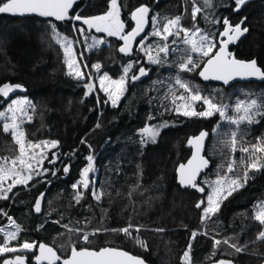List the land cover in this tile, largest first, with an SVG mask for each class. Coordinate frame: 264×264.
Instances as JSON below:
<instances>
[{
	"label": "trees",
	"instance_id": "1",
	"mask_svg": "<svg viewBox=\"0 0 264 264\" xmlns=\"http://www.w3.org/2000/svg\"><path fill=\"white\" fill-rule=\"evenodd\" d=\"M122 4L125 32L132 26L130 13L140 5H148L151 16H157L161 22L165 17L181 15L183 28L199 27L213 34L215 40L222 39L218 33L224 29V18L233 25L247 18L243 26L249 31L231 48V53L239 59H255L264 69V0H246L239 11L235 10L234 0H213L214 6L199 13L195 21L191 18L189 0H122ZM197 6L203 7L201 0H197ZM77 10L82 17L102 15L108 11V0H78L69 17L59 23L0 14V86L4 82L22 85L18 92L35 105L34 111L28 106L32 120L22 123L27 141L59 142L50 152V160L44 163V168L50 169L46 174L33 178L27 187L16 186L9 193L10 199H0V223L8 216L22 229L18 240L9 244L47 243L62 258L73 246L90 250L110 246L139 256L149 264H219V261L263 264L264 240L256 238L264 231V225L254 219V205L264 200V168L248 169L247 183L240 177L243 187L222 200L210 219L202 221V211L195 205L204 194L197 189H181L176 184L174 169L190 153L187 138L206 129L210 135L205 155L211 166L197 185H203L204 177L222 173L231 153L230 133L236 128L229 123L216 126V114L207 118L184 117L174 110L170 97L176 89L177 75L194 91L218 105L264 97V81H237L229 86L204 83L197 73L207 58L195 61L200 65L195 71H181L179 64L187 53L173 50L171 46L181 35L169 37L170 50L166 55L160 54L161 63L144 64L143 56L136 49L128 56L119 52V37L107 36L75 20L76 26L80 25L88 33L97 32L104 39L103 44L83 53L92 75H95L92 65L97 63L101 64L100 71L114 79L122 75L128 61L136 67L132 74L140 65L151 69L146 79L137 83L129 80L127 91L116 106L95 92L85 96L87 78L80 80L68 73L64 52L52 30L55 25L57 31L70 37V16ZM146 44L157 47L163 41L149 36ZM8 98L0 95V107ZM255 120L258 122L242 124L238 129L235 155L240 174L253 160L249 153L239 152V148L257 144V137L264 138V116L258 115ZM146 126H163L155 142L141 143V130ZM18 155L19 147L11 135L0 131V159H14ZM89 157H92L93 171L89 174L90 188L85 189L78 181L83 168L88 167ZM260 157L264 164V154ZM56 166L59 168L53 175L52 169ZM65 166L69 168L67 173L63 170ZM74 184L78 187L73 188ZM93 190L104 193L99 201L93 197ZM40 193H45V199L41 212L36 214L34 205ZM78 194L82 198L76 203ZM128 223L142 226L133 236L146 242L147 249L123 233L112 231ZM72 229L89 234L96 229L100 232L90 235L85 242L81 241V233ZM194 231L198 233L195 239L192 238ZM3 237L0 232V243L4 242ZM214 239L228 243L214 245ZM189 242L190 259L185 262L183 253L188 250ZM231 245L242 251L237 252ZM35 250L2 254L0 263L7 257L22 255L26 264H33Z\"/></svg>",
	"mask_w": 264,
	"mask_h": 264
},
{
	"label": "snow or ice",
	"instance_id": "2",
	"mask_svg": "<svg viewBox=\"0 0 264 264\" xmlns=\"http://www.w3.org/2000/svg\"><path fill=\"white\" fill-rule=\"evenodd\" d=\"M192 4L191 18L193 21L197 19V15L204 11L205 9L212 8L213 0H201L203 7L197 6V0H189ZM76 0H0V13L8 14H38L43 17H54L57 21H63L69 17V10H74L73 5ZM236 4V11H239L240 6L246 3V0H234ZM122 0H108V11L102 15L92 16V17H82L76 14L72 19L76 21H83L89 29L95 28L97 32H106L108 36H119L123 41V45L119 48V52L128 54L132 51V43L136 41V38L144 32L145 26L149 23V14L151 9L148 5H140L136 7L130 13V20L134 22L135 27L131 31L125 33V23L121 19L122 13ZM207 19V17H205ZM183 17L177 15L174 18H163V22L158 20L157 16H151V23L153 26V31L148 35H145L139 43L143 45L144 40L148 39V36L160 37L163 41L162 45H157V55L153 56L152 47L149 46L145 48L144 51L148 55L151 62L159 64L161 63L160 54H167L169 52V45L167 43L170 36H180L183 32V43L190 46L191 53H197L204 57H210L207 64L204 66V70L199 73L204 79L211 78L222 80L227 84L234 77H259L264 78V69L258 66L255 59L251 61L237 60L232 53L227 51L228 45L235 40H238L241 36L249 31L247 27H243L247 18L242 19L239 23L232 24L227 18L222 20L224 25V30L218 33L219 36L226 37L227 39L218 41L219 49L213 52V49L217 45L215 36L211 33L204 31L199 27H193L192 29L183 28L181 21ZM218 21H213L217 23ZM53 35L56 38V42L60 44L64 49V54L67 58V67L69 68V74L74 75L76 78L81 79L84 77V72L80 69L78 61L73 57L72 41L68 37H61L56 31L55 25L52 26ZM81 34L85 31L83 28H78ZM122 33H124L122 35ZM97 44H103V40H97ZM175 45L176 41H172ZM95 47V44L92 45ZM211 54V55H210ZM84 67H87L85 64ZM97 71L100 70L101 64L97 63L92 65ZM133 65L129 64L123 69V74L119 79H112L107 73H104L99 77L100 88L102 91L108 94V99L111 101L113 106H116L120 101L121 97L124 96L127 91V85L129 83L128 73L132 69ZM200 65L197 64L192 55H188L186 59L179 64V68L184 72H192L199 68ZM147 75V70L143 67L139 69L138 75H133L130 77L132 82L138 80L142 76ZM175 84L179 85L181 88L186 89L190 95L185 98L183 95L180 97L181 100L187 99L189 103H184L176 107V111L185 117H211L214 113H219L221 117H225V106L213 103L210 98L203 97L198 91H194L190 85L183 81L179 75L175 77ZM85 87L88 91L85 92V96L89 95L93 90V84H86ZM22 88L20 84H11L10 82H4L0 86V95L4 98H8L10 93H13L16 89ZM107 102V101H105ZM195 102H202L207 105V108L203 111H196L194 104ZM29 106L33 111L35 110V105L32 104L27 99L11 100L8 111L11 112V117H6L5 112H0V117H5L9 119L10 122L4 123L0 127V131L5 134H10L13 142L19 147V155L11 161L12 167L7 166V158L5 162L0 164V199L8 200L10 199L9 193L13 191L16 186H26L29 181L33 180V177H39L40 172L36 171L32 167L31 161L35 160L37 165L42 162L43 152L40 153V159H37L35 155L36 149H42L43 147L50 146L55 148L58 145V141H43L40 143H33L27 141V134L22 130L21 121L24 116H27V109L25 106ZM264 97L259 99L250 98L247 100H240L235 105V111L239 114L237 117H227L230 124L237 127V131H232L230 133L231 140L228 143L231 146L232 152L237 151L238 145V129L242 124H253L258 121L254 119L255 115L264 116ZM18 113L20 114L18 116ZM28 121L32 120L31 116H27ZM99 127V124L97 125ZM163 126H146L141 130V143H147L148 141L155 142L157 136L160 135L161 128ZM208 135L206 132H201L199 136L189 139L188 143L194 145L196 152L193 155L192 160L188 162V165H180L179 173L180 179L179 183L181 186H190L193 189H197L198 185L196 183V178L200 173L201 169L207 167L208 161L201 157L199 154L202 150V143L205 137ZM240 135H243L240 133ZM146 138V139H145ZM26 148L32 150V154H26ZM239 151L243 153H249L250 159L253 160L252 163L246 164V170L243 173V182L247 183L248 179V169L255 171H260L264 168V164L260 162V154H264V138L257 137V144L251 145L250 147H241ZM53 155H55L53 153ZM88 167L83 169L82 175L85 177L83 181V188L89 189L90 183L87 177L90 172L93 171V165L91 163L92 157H89ZM243 162V161H241ZM17 165L19 167H17ZM235 166V160L231 161L227 165L228 172H232ZM64 172L67 173L69 168L64 167ZM47 172V169H44ZM26 173V174H25ZM55 175V173H52ZM11 179V183L4 187V183ZM241 178L229 179L225 177H218L214 182L212 194L207 196V201H198L195 207L197 209H202L201 220L205 221L210 219L220 208L222 200L227 198V195H231L233 191L238 188L243 187L240 182ZM78 185H73V188H77ZM138 187V186H137ZM198 190L203 193L205 189L199 187ZM225 192L227 195H225ZM93 197L99 201L101 196L104 195L103 192L92 191ZM131 195V193H130ZM82 198V194H78L75 197L76 203H79ZM45 199V193H40V195L35 200L34 210L37 213L41 212V204ZM206 204V206H205ZM6 215V214H5ZM254 219L261 225H264V202H262L261 210L255 215ZM8 220L15 227V231H7L0 228V232H4L3 243H0V254L16 253L20 250H32L37 247L36 242L24 241L20 243L18 247L9 246V242L17 241L18 235L22 232L21 227L16 224L15 220L8 217ZM59 223V221H57ZM67 228V225L64 226ZM142 230V226H133L128 223L126 227L121 229H112L115 232H121L130 239H134L135 242L145 249H147V244L139 238V236H133V233H139ZM72 231H77L81 233L82 239L85 242L89 241L90 235H95L100 232V229H96L95 232L89 234L83 232L82 229H72ZM107 231V229H105ZM155 231H164V229H156ZM197 232L192 233V238L195 239ZM257 240H264V231H261ZM221 243L227 244L228 241H220L214 239V245H219ZM191 242H189L188 250L183 253V260L189 262ZM231 247L236 248L237 252H241L242 249L236 247V245H231ZM39 254L33 253L35 261L37 264H57L61 260V257L57 254V251L53 247H50L44 243L38 244ZM2 264H26L25 257L22 255H16L14 259H4ZM62 264H145V261L140 257H133L129 253L111 247H104L97 250H90L88 248H82L77 250L75 246L71 249V255L67 259H64ZM219 264H232L231 261H219Z\"/></svg>",
	"mask_w": 264,
	"mask_h": 264
},
{
	"label": "rangeland",
	"instance_id": "3",
	"mask_svg": "<svg viewBox=\"0 0 264 264\" xmlns=\"http://www.w3.org/2000/svg\"><path fill=\"white\" fill-rule=\"evenodd\" d=\"M72 19V15L70 16V20ZM78 28H83V27H81L80 25L79 26H76V25H74V29L71 27V30H72V35L70 36V37H68V36H66V35H64V34H62L61 32H59V31H57L59 34H60V36L61 37H68V39H70L73 43H72V49H73V57L78 61V63H79V67H80V69L84 72V77L83 78H81L80 80H83V79H85V78H87V81H86V83L84 84V85H86V84H89V83H91V84H93V90H92V92L91 93H93V92H95V94L99 97V95H101V96H103V98H104V100L105 101H107V102H109L110 104H112L111 103V101L108 99V94L107 93H105L104 91H102L101 90V88H100V82H99V77L100 76H102L105 72H103V71H97L96 69H95V75H92L90 72H89V70H88V68L87 67H84V65H85V61H84V56H83V53H84V51H89L90 49H92V48H94V47H92V45H94L95 44V47L96 46H98L99 44H97L96 43V41L97 40H103L104 41V39H103V37L99 34V33H97V32H95V33H91V32H89L88 33V31H84L83 32V34H81L79 31H77V29ZM153 31V26H152V23H151V26H150V29H149V31L147 32V35L149 34V33H151ZM100 33H104V34H106L107 35V33L106 32H100ZM99 34V35H98ZM108 36V35H107ZM150 36V35H149ZM148 36V37H149ZM117 37H119V36H117ZM171 38H174L175 36H170ZM54 38H55V36H54ZM160 38V37H159ZM55 40H56V38H55ZM220 40H222L221 38H218V39H216V41H217V45H216V47L217 46H219V43H218V41H220ZM60 45V44H59ZM61 46V45H60ZM150 46V44H146V40H144V43H143V45H141L140 43H138V45H137V47H136V50L143 56V60H142V62L144 63V64H150V65H154L155 63H153V62H151L150 60H149V58H148V55L146 54V52L144 51V49L145 48H148ZM171 46H172V48H173V50H175V49H178V50H180L181 52H185V53H187L186 54V56H188V55H192L193 56V59H194V61H197V60H202V59H205V58H207V57H204V56H201L200 54H197V53H191L190 52V46L189 45H185L184 43H183V32H181V37H180V39H178V40H176V43H175V45H173V43H171ZM214 48L213 49V52H215V50L217 49V48ZM61 48H62V50H63V52H64V49H63V47L61 46ZM153 56H156L157 55V47H152V53H151ZM211 55V54H210ZM64 56H65V54H64ZM65 63H66V66H67V58H66V56H65ZM129 64H132L133 65V67H132V69L129 71V73H128V77H129V80H130V77L132 76V72H133V70L136 68L135 67V65H134V63L132 62V61H128L125 65H124V67H126L127 65H129ZM124 67H123V69H124ZM67 71H68V73H69V68L67 67ZM123 74V73H122ZM72 77H74V78H76L74 75H71ZM121 77V76H120ZM119 77V78H120ZM111 78V77H110ZM119 78H116V79H119ZM78 79V78H77ZM112 79H114V78H112ZM174 86L176 87V89L173 91V93H172V95H171V97H170V100L172 101V103L174 104V110L176 109V107L178 106V105H181V104H184V103H189V101L187 100V99H185V100H181L180 99V97L183 95L185 98H187V97H189V95H190V93L186 90V89H183V88H181L179 85H177V84H174ZM86 91H88V89L85 87V92ZM11 94V96H9V98L7 99V101L0 107V112H5L6 113V117H8V118H10L11 117V112H9L8 111V106H9V104H10V102H11V100H20V99H26L25 97H24V95H22V94H20L19 92H18V89H16L13 93H10ZM240 100H235L233 103H224V104H220L221 106H227L226 108H225V117H221L220 116V114L219 113H214V114H216L217 116H218V121H217V124H216V126L217 125H220V124H222V123H229L228 122V120H227V117H233V118H235V117H237L239 114L235 111V105L239 102ZM26 107V109H27V116H28V106L26 105L25 106ZM194 107H195V110L196 111H203V110H205L206 108H207V105H204L202 102H195V104H194ZM176 111V110H175ZM20 114L18 113V116H19ZM27 116H24L23 118H22V121H21V127H22V123L24 122V121H26V120H28L27 119ZM258 115H255L254 116V119L257 117ZM185 117V116H184ZM0 121L2 122V125L4 124V123H7V122H10V120L9 119H6L5 117H0ZM230 124V123H229ZM244 125H248V124H244ZM234 126V128H236V130L235 131H237V127L235 126V125H233ZM146 139V138H145ZM43 141H49V140H41V141H38V142H33V143H40V142H43ZM50 142V141H49ZM147 143H151V141H148ZM54 148H51L50 146H48V147H43L42 149H36L35 150V155H36V157H37V159H40L41 157H40V153L41 152H43V159H42V162L39 164V165H37V163H36V161L35 160H33V161H31V163H32V167H33V169H35L36 171H38V172H40L41 173V175L39 176V178H41V176L42 175H44V174H46L50 169L49 168H44V163L46 162V161H49L50 160V158H51V153L50 152H52V150H53ZM237 150H238V147H237ZM237 151H235V152H232V150H231V153H230V157L228 158V161H227V163H226V166H225V170L222 172V173H219V174H217V175H214V176H208V177H204L203 179H202V183H203V185L202 186H198V188L199 187H207V189L202 193V194H204V196L202 197V198H199L198 199V201H201V200H204L205 202L207 201V196L208 195H210V194H212V190H213V186H214V182L217 180V178L218 177H227V178H229V179H236L237 177H241L242 178V174H240L239 172V169H237V167H236V165H237V160H236V155H235V153H236ZM239 152H241V151H239ZM26 154H32V150L31 149H28V148H26ZM15 159V158H14ZM13 159H7V166L8 167H12V164H11V161H12ZM233 160H235V166H234V169H233V171L232 172H228V169H227V165H228V163L229 162H231V161H233ZM5 162V159L4 158H1L0 159V164H3ZM17 167H19L18 165H17ZM57 168H59L58 166H56V167H54L52 170V172L53 173H57L56 172V169ZM86 168V167H85ZM44 169H47L48 171L47 172H45L44 171ZM84 169V168H83ZM82 173H83V170H82ZM82 173H81V177H80V179H79V183L82 185L83 184V181L85 180V177L82 175ZM26 174V173H25ZM90 174V173H89ZM33 178H36V176H34ZM43 180V179H42ZM87 180L89 181V175H88V177H87ZM9 183H11V179H9V180H7L5 183H4V187L6 188L7 187V185L9 184ZM24 187H27V185L26 186H24ZM198 188H197V190H198ZM205 189V188H204ZM199 191V190H198ZM200 192V191H199ZM201 193V192H200ZM225 195H227V193L225 192ZM228 196V195H227ZM262 202H264V200H261V201H258L255 205H254V210H255V215L261 210V205H262ZM205 206H206V204H205ZM201 211H202V209H201ZM0 228H2V229H4L5 230V232H7V231H15V227L11 224V222L8 220V216H6V218L4 219V220H2V222L0 223ZM3 234H4V232H2ZM81 241H84L83 239H82V237H81ZM9 246H11L10 244H9ZM11 247H18V246H11ZM35 249H32V250H20V251H18V252H32V251H34ZM0 255H2V254H0ZM184 261V260H183ZM264 264V263H263Z\"/></svg>",
	"mask_w": 264,
	"mask_h": 264
},
{
	"label": "water",
	"instance_id": "4",
	"mask_svg": "<svg viewBox=\"0 0 264 264\" xmlns=\"http://www.w3.org/2000/svg\"><path fill=\"white\" fill-rule=\"evenodd\" d=\"M77 1H78V0H76V3H77ZM159 1H164V0H155V2H159ZM76 3H74V5H73V9L75 8V4H76ZM71 12H73V10L70 9V10H69V14H70ZM0 14L7 15V16H10V17H17V18H23V17H37V18H40V19H43V20H51V21H54V22H57V23L62 22V21H57L54 17H43V16H40V15H38V14H23V15H19V14L14 15V14H8V13H0ZM76 22H77L78 24H80V25H85V24L83 23L82 20H81V21H76ZM86 26H87V25H86ZM150 26H151V12H150V14H149V23L145 26V30H144V32L141 33V35L138 36V37L136 38V41L133 42L132 45H131V47H132V51H131L130 53H128V54H124V53H121V52H120V53H121L122 55H124V56H128V55H130V54L136 49L137 44L139 43V41H140L145 35H147V32H148L149 29H150ZM133 27H135V24H134V22L132 21V26H131V28H130L127 32L131 31V29H132ZM243 27H246V26H243ZM223 30H224V29H223ZM127 32H125V33H127ZM222 32H223V31H222ZM247 33H248V32H247ZM247 33H245L243 36H241L238 40H235L234 42H231V43L228 45L227 51L231 53V48H233L234 46H236V45L239 43V41H240L243 37H245V36L247 35ZM224 39H227V38H226V37H222V40H224ZM120 41H121V42H120V46H119V48L123 45V41H122L121 39H120ZM218 49H219V46L217 47V49H216L215 51H218ZM233 56H234V55H233ZM234 57H235V56H234ZM209 58H210V57H207V59L205 60L204 64L202 65V67L199 69V71H198V73H197V77H198V79H199L200 81L204 82V83H213V84H220V85H223V86H229L230 84H232V83H234V82H237V81H257V82H262V81H264V78H259V77H234V78L231 79L227 84H225L222 80H217V79L211 78V76H210L209 79H204L202 76L199 75V73H200L201 71L204 70V66L207 64V61H208ZM235 58H236V57H235ZM236 59H237V60H242V61H251V60H253V59L243 60V59H239V58H236ZM258 66H259V65H258ZM141 67H143V68H145V69L147 70V75H146V76H142V77H140L138 80H136V81H134V82H132V81L130 80L131 83H137V82H140V81L146 79V78L150 75L151 69L148 68V67H146V66H144V65H140V66H138V68L136 69V71L134 72L133 75H138V74H139V69H140ZM259 67H260V66H259ZM201 132H206V133H208V135L205 137V139H204V141H203V143H202V150H201V152H200L199 155L208 161V165H207V167H204V168L201 169L200 173L198 174V176H197V178H196V183H197V181L200 179V177H201V176H202V175H203V174H204V173L210 168V166H211V162H210V160H209V159L206 157V155H205V147H206V144H207V141H208V138H209L210 133H209V131L206 130V129H201L198 133H196V134H194V135H191V136H189V137L187 138L186 142H187V146H188L189 149H190V153H189L188 157L185 159V161L178 163V164L176 165L175 169H174L176 184H177L181 189H190V190H193V188H191L190 186H181V184L179 183V179H180L179 168H180V165H188V162H189L190 160H192L193 155H194V153L196 152V148H195L194 145H190V144L188 143V141H189V139H191V138H193V137L199 136V134H200ZM44 244H46V245H48V246H50V247H53V246H51L50 244H47V243H44ZM106 247H110V246H106ZM53 248H54V247H53ZM103 248H104V247H103ZM111 248H116V247H111ZM79 249H82V248H77V250H79ZM116 249H120V248H116ZM54 250H56V249L54 248ZM120 250H123V249H120ZM97 251H98V250H97ZM123 251H125V250H123ZM125 252H127V251H125ZM127 253H129V252H127ZM35 254H36V255L39 254V248H38V246L36 247ZM57 254H58V253H57ZM70 255H71V250H70V252L68 253L67 256H65V257H63V258L61 257V260L58 261L59 264H62L63 260H64V259H67L68 257H70ZM129 255H131V256H133V257H139V256H136V255L131 254V253H129ZM15 256H16V255H14L13 257H7V258H5V259H10V258H11V259H14ZM140 258H141V257H140ZM142 259H143V258H142ZM3 260H4V259H3ZM143 260H144V259H143ZM144 261H145V260H144ZM2 262H3V261H2ZM2 262H1L0 264H2ZM32 262H33V264H37V262L35 261L34 256H33ZM44 264H47V262H44ZM145 264H149V263H147V262L145 261ZM212 264H217V263H212Z\"/></svg>",
	"mask_w": 264,
	"mask_h": 264
},
{
	"label": "built area",
	"instance_id": "5",
	"mask_svg": "<svg viewBox=\"0 0 264 264\" xmlns=\"http://www.w3.org/2000/svg\"><path fill=\"white\" fill-rule=\"evenodd\" d=\"M78 13V10L77 11H75L74 13H73V15H72V17H74L76 14ZM74 19H71V27L74 29Z\"/></svg>",
	"mask_w": 264,
	"mask_h": 264
},
{
	"label": "flooded vegetation",
	"instance_id": "6",
	"mask_svg": "<svg viewBox=\"0 0 264 264\" xmlns=\"http://www.w3.org/2000/svg\"><path fill=\"white\" fill-rule=\"evenodd\" d=\"M127 32V31H126ZM123 35V34H122ZM121 42V41H120ZM138 45V44H137ZM145 66V65H144ZM147 67V66H146ZM149 68V67H148ZM136 71V70H135ZM134 74V73H133ZM133 74H132V76H133ZM36 214H37V212H36Z\"/></svg>",
	"mask_w": 264,
	"mask_h": 264
}]
</instances>
